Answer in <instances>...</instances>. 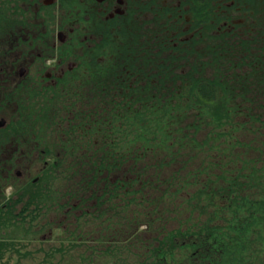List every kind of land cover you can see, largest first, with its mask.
<instances>
[{
  "label": "flooded vegetation",
  "instance_id": "flooded-vegetation-1",
  "mask_svg": "<svg viewBox=\"0 0 264 264\" xmlns=\"http://www.w3.org/2000/svg\"><path fill=\"white\" fill-rule=\"evenodd\" d=\"M253 71H264V0H0V229L63 235L65 248L84 245L80 260H149L155 229L137 219L130 231L129 208L147 205L130 151L156 147L160 119L185 113L191 88ZM255 193L251 264H264ZM194 250L179 264H204Z\"/></svg>",
  "mask_w": 264,
  "mask_h": 264
},
{
  "label": "trees",
  "instance_id": "trees-1",
  "mask_svg": "<svg viewBox=\"0 0 264 264\" xmlns=\"http://www.w3.org/2000/svg\"><path fill=\"white\" fill-rule=\"evenodd\" d=\"M238 74L240 81L224 87L191 88L192 101L181 106L185 113L160 119L149 140L156 147L143 157L130 151L129 175L147 179L146 212L132 211L130 231L139 219L157 234L144 241L150 259L137 264H179L190 249L204 264H251L256 186L258 210H264V102L258 98L264 96V71ZM154 257L160 261L151 263ZM80 264L97 263L84 258Z\"/></svg>",
  "mask_w": 264,
  "mask_h": 264
},
{
  "label": "rangeland",
  "instance_id": "rangeland-1",
  "mask_svg": "<svg viewBox=\"0 0 264 264\" xmlns=\"http://www.w3.org/2000/svg\"><path fill=\"white\" fill-rule=\"evenodd\" d=\"M232 73L229 72L227 75ZM223 95L222 98L224 99ZM187 114L191 115L192 113L188 112ZM76 170V168L66 169L67 181L75 179L74 172ZM132 211L136 212V209L129 208L130 214ZM172 226L175 225H170L167 228ZM36 229L34 226L23 225L0 229V244H3L4 247L0 253V264H80L77 255L81 251L80 249H71L70 247L69 249L67 246L66 248L64 245L61 246V243H65V236H55L49 240L45 239L43 242L41 238L46 234V229L41 231ZM136 261L137 258L132 255L130 250V254L120 252L112 260H103L97 264H137Z\"/></svg>",
  "mask_w": 264,
  "mask_h": 264
}]
</instances>
